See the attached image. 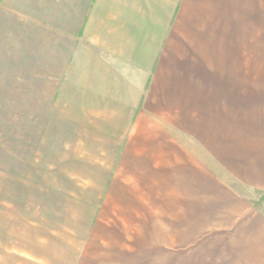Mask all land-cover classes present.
Wrapping results in <instances>:
<instances>
[{
    "label": "crops",
    "instance_id": "0c3cea01",
    "mask_svg": "<svg viewBox=\"0 0 264 264\" xmlns=\"http://www.w3.org/2000/svg\"><path fill=\"white\" fill-rule=\"evenodd\" d=\"M257 98L264 0H0V114L70 131L169 210L192 196L203 228L224 214L199 264H264V217L240 192L264 193V144L241 156V99Z\"/></svg>",
    "mask_w": 264,
    "mask_h": 264
},
{
    "label": "rangeland",
    "instance_id": "374dc122",
    "mask_svg": "<svg viewBox=\"0 0 264 264\" xmlns=\"http://www.w3.org/2000/svg\"><path fill=\"white\" fill-rule=\"evenodd\" d=\"M35 125L0 114V264H199L200 251L221 248L224 214L203 228L185 208L192 196L169 210L150 180H111L109 163L89 160L95 148ZM240 132L241 156L263 146L264 98L241 99ZM243 189L248 212L264 217V193Z\"/></svg>",
    "mask_w": 264,
    "mask_h": 264
}]
</instances>
